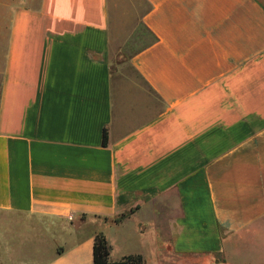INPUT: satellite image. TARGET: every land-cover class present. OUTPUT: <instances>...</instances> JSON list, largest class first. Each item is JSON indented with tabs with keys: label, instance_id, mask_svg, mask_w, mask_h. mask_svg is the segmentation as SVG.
<instances>
[{
	"label": "crops",
	"instance_id": "0c3cea01",
	"mask_svg": "<svg viewBox=\"0 0 264 264\" xmlns=\"http://www.w3.org/2000/svg\"><path fill=\"white\" fill-rule=\"evenodd\" d=\"M98 231L264 264V0H0V264H93Z\"/></svg>",
	"mask_w": 264,
	"mask_h": 264
},
{
	"label": "trees",
	"instance_id": "16d2710c",
	"mask_svg": "<svg viewBox=\"0 0 264 264\" xmlns=\"http://www.w3.org/2000/svg\"><path fill=\"white\" fill-rule=\"evenodd\" d=\"M106 128L103 129L102 144L106 145L107 140ZM124 214H122L123 216ZM120 218L116 217L115 221ZM93 264H145L141 254H128L118 260L110 259V244L102 231L94 235L93 242Z\"/></svg>",
	"mask_w": 264,
	"mask_h": 264
},
{
	"label": "rangeland",
	"instance_id": "374dc122",
	"mask_svg": "<svg viewBox=\"0 0 264 264\" xmlns=\"http://www.w3.org/2000/svg\"><path fill=\"white\" fill-rule=\"evenodd\" d=\"M126 1V0H123ZM138 4H141V0H135ZM128 9V4L126 6ZM126 20L132 22L133 17L132 14L128 13L125 15ZM123 31H120V35H122ZM150 39L149 33L144 28L135 29L130 31L128 34L127 45L123 47L121 50L122 58H127L134 50L139 48V42H147Z\"/></svg>",
	"mask_w": 264,
	"mask_h": 264
},
{
	"label": "built area",
	"instance_id": "2783aa9c",
	"mask_svg": "<svg viewBox=\"0 0 264 264\" xmlns=\"http://www.w3.org/2000/svg\"><path fill=\"white\" fill-rule=\"evenodd\" d=\"M68 218H70V219H71V218H72V216H71V215H69V216H68Z\"/></svg>",
	"mask_w": 264,
	"mask_h": 264
}]
</instances>
